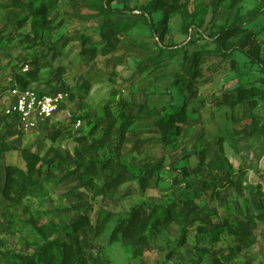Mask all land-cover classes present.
I'll use <instances>...</instances> for the list:
<instances>
[{
  "label": "rangeland",
  "instance_id": "374dc122",
  "mask_svg": "<svg viewBox=\"0 0 264 264\" xmlns=\"http://www.w3.org/2000/svg\"><path fill=\"white\" fill-rule=\"evenodd\" d=\"M263 7L0 0V264H264ZM13 85L68 99L21 131Z\"/></svg>",
  "mask_w": 264,
  "mask_h": 264
},
{
  "label": "built area",
  "instance_id": "2783aa9c",
  "mask_svg": "<svg viewBox=\"0 0 264 264\" xmlns=\"http://www.w3.org/2000/svg\"><path fill=\"white\" fill-rule=\"evenodd\" d=\"M5 98L4 116L13 118L21 131L28 132L59 113L68 95L63 91L22 89L13 85L5 91Z\"/></svg>",
  "mask_w": 264,
  "mask_h": 264
},
{
  "label": "trees",
  "instance_id": "16d2710c",
  "mask_svg": "<svg viewBox=\"0 0 264 264\" xmlns=\"http://www.w3.org/2000/svg\"><path fill=\"white\" fill-rule=\"evenodd\" d=\"M29 9L32 13H35V11L33 10L32 8V5L30 4L29 5ZM104 10L107 12V13H110V14H117L119 13L118 11H115L113 9H111L107 4H105L104 6ZM264 10V7L262 9H259L256 14L254 15L253 18H256L258 15H260ZM163 49L165 50H171L170 48H166V47H163ZM20 88L22 89H25L26 87H21L19 86ZM40 90H43V89H40ZM7 149H2L0 150V154H3ZM33 157H35L34 155H32ZM29 174L28 176H32L33 175V170L32 168H29V165H28V171H27ZM14 177L13 176H10L8 175L6 177V180H5V188L3 190V195L4 197H8V190L7 188L11 187L13 184L16 185V188L18 189L17 191L18 192H21V191H24L26 186H28L29 184H32L33 180L30 178V177H23V178H19L20 181L17 182L16 180L13 179ZM136 208H133L131 209L132 212H136L135 211ZM162 218V217H160ZM76 230V229H75ZM53 250H57V245L55 243H48V245L44 248H41L39 250L36 251V253L34 255H32L31 257L27 258L24 263L22 264H35V257H38V258H41L42 256H44L45 254H48V252H52Z\"/></svg>",
  "mask_w": 264,
  "mask_h": 264
},
{
  "label": "crops",
  "instance_id": "0c3cea01",
  "mask_svg": "<svg viewBox=\"0 0 264 264\" xmlns=\"http://www.w3.org/2000/svg\"><path fill=\"white\" fill-rule=\"evenodd\" d=\"M7 91V90H6ZM8 118V117H7ZM8 119H10L11 121H13L14 122V119L13 118H8ZM14 124H15V122H14ZM16 125V124H15ZM17 126V125H16Z\"/></svg>",
  "mask_w": 264,
  "mask_h": 264
}]
</instances>
